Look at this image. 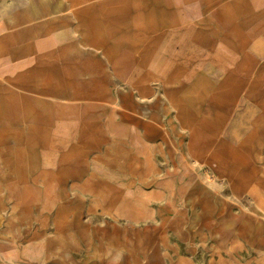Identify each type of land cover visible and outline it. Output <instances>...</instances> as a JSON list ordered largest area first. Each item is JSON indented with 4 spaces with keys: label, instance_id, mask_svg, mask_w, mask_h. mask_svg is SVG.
Returning a JSON list of instances; mask_svg holds the SVG:
<instances>
[{
    "label": "rangeland",
    "instance_id": "rangeland-1",
    "mask_svg": "<svg viewBox=\"0 0 264 264\" xmlns=\"http://www.w3.org/2000/svg\"><path fill=\"white\" fill-rule=\"evenodd\" d=\"M113 1L0 0V264H264V0ZM48 46L65 94L17 79Z\"/></svg>",
    "mask_w": 264,
    "mask_h": 264
},
{
    "label": "crops",
    "instance_id": "crops-1",
    "mask_svg": "<svg viewBox=\"0 0 264 264\" xmlns=\"http://www.w3.org/2000/svg\"><path fill=\"white\" fill-rule=\"evenodd\" d=\"M113 3L118 4L117 6L119 7L122 6V8H125L128 4L122 2L121 0L119 2L113 1ZM185 32L187 31H184L182 33L180 45L183 44L182 38L187 37ZM170 37L174 36L167 31H162L160 34L156 35L149 41V45L139 50V56L131 55L130 53H128V51L123 50L122 52H120V55L122 54L121 56L119 55L113 60H107V67L104 66V63L100 60V63L97 65V68L94 72L90 70L85 72L84 75H87V77H85V79L87 80L103 79V81L84 82L83 84L119 85L127 83V80L131 78V73L138 71L137 62L146 64L147 66H150L152 68H158L162 72H165L170 66V61L172 62V60L178 58L179 56L185 59L190 56V50L187 47L179 48V46L177 48H169L170 46H168V39ZM39 42L41 43V41ZM76 47L77 46H72L71 48H69L70 52H75L76 50H78ZM43 48L46 49V47L39 46V49ZM47 48L49 49L37 54L34 61L28 60L27 64H29L30 67L26 72H23V74L20 73L17 79H19L20 83L26 86H32L33 84H35L36 86H34V88H36L38 91L45 92L50 95H56L58 92L65 94L67 92L65 87L56 86L58 84V68L56 67L57 59L55 56L56 48H52V51L50 49V46H48ZM51 52L52 56H47ZM197 54L201 55V57L203 58L204 56L206 57V55L208 56V54L202 53L201 50H197ZM209 56H212V54ZM95 62H97V59ZM199 64L200 62L197 61L196 65ZM24 67L25 66L23 65V68ZM260 70L262 71V73H264V66H261ZM63 72H65L64 75H66L67 69H63ZM107 79H110L111 81H106ZM130 83L132 84V82H129L128 84Z\"/></svg>",
    "mask_w": 264,
    "mask_h": 264
}]
</instances>
